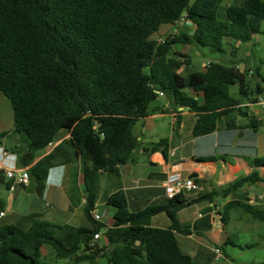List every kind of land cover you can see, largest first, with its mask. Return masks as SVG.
Returning a JSON list of instances; mask_svg holds the SVG:
<instances>
[{
    "label": "trees",
    "instance_id": "trees-1",
    "mask_svg": "<svg viewBox=\"0 0 264 264\" xmlns=\"http://www.w3.org/2000/svg\"><path fill=\"white\" fill-rule=\"evenodd\" d=\"M218 7L219 0H0V92L12 106L13 133L27 140L30 158L24 165L62 132L71 136L29 172L43 182L66 147L73 154L65 161L79 159L85 178L93 171L118 173L121 165L136 162L140 150L160 151L167 159V139L143 145L133 133L159 93L171 98L175 109L197 115L195 137L213 133L219 119L232 111L248 119L245 127L257 131L259 121L231 97L230 87L238 85L249 103L258 102L264 92L259 70L250 74L237 62H210L203 71L187 76L178 72L184 62L173 51L176 44L225 54L226 39L247 43L262 33L263 0L228 7L227 22L219 19ZM183 15L195 26L193 33L181 29L162 44L152 39L161 26L176 25ZM8 135L0 133V143ZM249 165L253 171L224 188V195L264 181L257 170L264 168V157ZM0 185L11 187L3 170ZM214 195L187 199L181 192L164 205L131 212L125 193L117 191L107 199L114 213V225L107 228L92 216L96 195L89 190L85 215L90 228L46 221L29 229L0 225V264H51L41 253L43 246L57 259L76 263L104 257L109 264H191L175 236L180 231L178 213ZM230 206L264 221L262 209L238 201ZM161 213L170 226L151 227V219ZM102 230L105 247L94 242Z\"/></svg>",
    "mask_w": 264,
    "mask_h": 264
},
{
    "label": "crops",
    "instance_id": "crops-1",
    "mask_svg": "<svg viewBox=\"0 0 264 264\" xmlns=\"http://www.w3.org/2000/svg\"><path fill=\"white\" fill-rule=\"evenodd\" d=\"M244 5L245 0H219V19L227 22V8ZM173 28L172 24L161 26L152 39L156 42L165 40ZM261 29L264 34V22ZM184 30L193 33L195 26L188 24ZM258 35H254L247 43L226 39L225 55L229 63L237 62L242 70L247 68L251 74H255V70L260 72L259 67L248 68L245 64L246 60H258L254 51V47L260 43ZM201 49L194 45L173 46V51L184 62L178 70L182 76L203 71L210 63L201 62L198 65L203 54ZM193 54L197 58H193ZM216 60L211 62H221ZM261 84L264 87V82ZM261 96L256 103L241 104L245 105L249 117L259 121L257 131L245 127L248 119L237 113L219 120L213 133L199 137L192 134L197 115L182 107L175 109L171 98L159 96L158 104L154 103L157 100L151 103L149 114L135 124L133 133L143 145L167 139V159L160 151L145 153L140 150L135 155L136 162L121 165L118 173L93 171L85 178L81 161L66 162L65 156L73 154V151L70 147L62 148L56 165L49 170L43 182L40 183L29 172L26 184L9 180L10 188L0 185V213H4V216H0V225H17L29 229L36 222L46 221L56 225L90 228L85 208L88 192L92 190L96 195L95 211L102 217L100 223L110 228L114 225L113 210L107 206L111 194L123 191L131 212H138L150 205H164L169 200L165 183L170 174L178 172L181 177L191 178L197 185L195 190L183 191L187 199L216 193L212 200L193 203L178 213L180 231L175 236L183 253L191 257V264H264V221L255 219L239 206H230L231 202L238 201L264 210V181L244 186L234 193H222L235 180L253 171L249 161L264 157V98ZM13 130L14 114H0V133H9L1 139L0 147L15 155L4 160V163L7 167L18 169L31 168L71 137L69 132H62L54 143L37 151L33 161L25 166L21 160L29 155L27 140L23 135L14 134ZM29 158L30 155L27 160ZM257 170L264 178V168ZM32 177L35 180H31ZM35 185L42 189L38 197L33 192ZM77 214L80 225L74 223ZM170 224V219L164 213L151 219L153 228L166 229ZM103 232L100 231L101 236L97 240L100 247L107 245ZM216 247H221L223 252L219 260L215 258ZM41 253L51 264L61 260L54 256L49 246H43ZM62 260H65L64 264H109L104 257L80 263L73 259Z\"/></svg>",
    "mask_w": 264,
    "mask_h": 264
},
{
    "label": "built area",
    "instance_id": "built-area-1",
    "mask_svg": "<svg viewBox=\"0 0 264 264\" xmlns=\"http://www.w3.org/2000/svg\"><path fill=\"white\" fill-rule=\"evenodd\" d=\"M188 24H192L189 21L186 20V15H183L182 18L176 22V25H174V28L171 35H178L181 29H185ZM165 40H159L158 43L162 44ZM252 72H250L251 74ZM160 96L163 95V93H159ZM15 155L11 154L9 151L5 150V148L0 147V170L4 171L5 177L7 180H14L17 183L20 184H26L27 180L29 178V169H18L15 167H7L4 163V160H7L9 158H13ZM197 188V185L195 184L194 180L191 178H183L178 172H174L168 176V179L165 183V189L166 194L169 199L174 198L177 194L185 191V190H195ZM0 216H4V213L1 212ZM92 216L96 222H101V215L93 211ZM100 233H96L94 235V242L100 239ZM215 252V258L216 260H219L223 257V252L221 247H216L214 249Z\"/></svg>",
    "mask_w": 264,
    "mask_h": 264
},
{
    "label": "rangeland",
    "instance_id": "rangeland-1",
    "mask_svg": "<svg viewBox=\"0 0 264 264\" xmlns=\"http://www.w3.org/2000/svg\"><path fill=\"white\" fill-rule=\"evenodd\" d=\"M263 33V32H262ZM261 35L259 34L257 37L260 38V43L258 46H255L254 48L256 50L255 51V57L256 60L255 62L253 61H248L246 60L245 61V64L247 65L248 68H254V67H259L260 68V72L261 73V77H264V34ZM202 50V56L201 58H199V63L198 65H200L201 62H206V63H209L211 61H217L216 59H219L222 63L224 64H227L229 65V61L227 60L226 58V55L225 54H221V53H217V52H213L211 51L209 48L207 47H204ZM195 57V55L193 54V58ZM197 58V57H195ZM257 79V78H256ZM264 79V78H263ZM261 80V79H260ZM256 81V80H255ZM261 83L262 80H261ZM230 95L231 97H233L234 99H237L241 102V104L243 103H247L248 101L239 93V90H238V85H234V86H231L230 87ZM264 98V92L262 93V96ZM155 104H158V100L156 102H154ZM245 105H243L242 107L245 109L244 107ZM238 112L237 111H232V112H229L227 113L226 115H224L223 117H221L219 120H221L222 118H225V117H229L232 116L233 114H237ZM0 114H13V110H12V106H11V103L10 101L6 98V96L0 92ZM239 114V113H238ZM243 117V116H242ZM219 122V121H218ZM242 128H244V126H241ZM242 135V133H240ZM9 143H11V140H9ZM31 180H35L34 177H32ZM39 186L38 185H35V187L33 188V192L35 194V196L38 197V194H37V190H38ZM76 223V225H80L81 221H79V217H78V214H77V219L76 221L74 222ZM64 261L65 260H58L55 264H64Z\"/></svg>",
    "mask_w": 264,
    "mask_h": 264
},
{
    "label": "water",
    "instance_id": "water-1",
    "mask_svg": "<svg viewBox=\"0 0 264 264\" xmlns=\"http://www.w3.org/2000/svg\"><path fill=\"white\" fill-rule=\"evenodd\" d=\"M98 125H99V124H98ZM28 156H29V155L24 156V157L22 158L21 162H22V163L26 162ZM194 177H195V176H194ZM37 194H38V195H41V194H42V189H41L40 187H39L38 190H37Z\"/></svg>",
    "mask_w": 264,
    "mask_h": 264
}]
</instances>
